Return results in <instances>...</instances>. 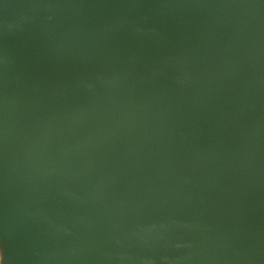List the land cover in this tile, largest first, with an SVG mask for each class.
I'll return each mask as SVG.
<instances>
[{
	"label": "water",
	"instance_id": "1",
	"mask_svg": "<svg viewBox=\"0 0 264 264\" xmlns=\"http://www.w3.org/2000/svg\"><path fill=\"white\" fill-rule=\"evenodd\" d=\"M0 264H264V0H0Z\"/></svg>",
	"mask_w": 264,
	"mask_h": 264
}]
</instances>
